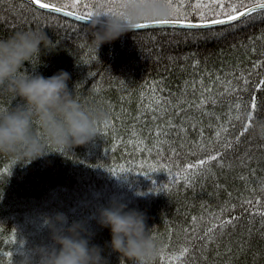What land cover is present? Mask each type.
I'll list each match as a JSON object with an SVG mask.
<instances>
[{
    "label": "trees",
    "instance_id": "1",
    "mask_svg": "<svg viewBox=\"0 0 264 264\" xmlns=\"http://www.w3.org/2000/svg\"><path fill=\"white\" fill-rule=\"evenodd\" d=\"M42 2L85 15L116 0ZM178 2L191 12L213 0H191V8L189 0ZM171 11L139 24L174 19ZM190 19L200 22L198 13ZM88 25L36 10L29 0H0V39L38 28L59 44L22 70L44 77L68 72L75 98L106 113L98 134L66 156L49 154L27 166L0 156V264H17L34 245L49 244L45 218L56 212L69 223L84 221L107 264H122L106 246L109 229L94 218L113 200L144 213L158 245L154 264H264V139L235 118L237 103L264 117V22L227 32L131 30L97 53ZM18 103L0 96V110Z\"/></svg>",
    "mask_w": 264,
    "mask_h": 264
},
{
    "label": "clouds",
    "instance_id": "2",
    "mask_svg": "<svg viewBox=\"0 0 264 264\" xmlns=\"http://www.w3.org/2000/svg\"><path fill=\"white\" fill-rule=\"evenodd\" d=\"M106 7L110 10H105ZM171 9L165 0H116L114 6L101 3L92 13L87 28L89 47L98 52L145 19L165 18ZM59 44L43 29L15 31L0 39V96L19 98L21 103L0 110V156L23 166L49 154L66 156L76 146L87 144L98 134L106 113L79 102L68 88L70 75L60 70L50 77L29 75L22 68L33 58L55 52ZM242 121L257 139H264V117L243 111ZM111 239L106 246L120 257L122 264H154L158 245L146 230L143 212L119 201L100 207L94 216ZM49 244H37L31 255L17 264H107L101 246L91 244L92 233L84 221L68 222L56 212L45 218Z\"/></svg>",
    "mask_w": 264,
    "mask_h": 264
},
{
    "label": "snow or ice",
    "instance_id": "3",
    "mask_svg": "<svg viewBox=\"0 0 264 264\" xmlns=\"http://www.w3.org/2000/svg\"><path fill=\"white\" fill-rule=\"evenodd\" d=\"M79 0H77V3ZM168 7L172 10L171 15H173L174 19H164V20H155L151 24L141 23L137 24L136 28H149L155 26H173L178 29L183 30H208L213 32L216 26H224L222 31L227 32L230 30H234L240 26H250L254 22H264V0H213V2L208 5L196 4L193 11L189 12L184 5L180 4L178 0H165ZM77 3H73L71 5L72 8L77 7ZM31 4L35 6L36 10H45L47 13H57L63 17H73L74 20L78 21H87L92 18V13H87L85 15H77L73 11H65V6H61L57 3H44L42 0H31ZM251 4L249 7L248 5ZM175 5V6H174ZM188 8L192 7L191 0H189ZM243 9V11H241ZM199 15V23H193L190 17L197 14ZM44 14V13H41ZM224 17V18H220ZM189 35H193L192 32L188 33ZM220 33H214V37L218 38ZM196 39H204L202 35H196ZM248 83V81H245ZM259 87L264 89V80L259 82ZM244 89H241L243 91ZM242 99V98H241ZM237 114L236 119H239L241 113L247 108V104H236ZM260 107L257 101H253L252 109L257 110ZM229 123H231L229 121ZM234 127V125H233ZM227 127L224 128L226 132ZM220 133H217V137L219 138ZM227 147L231 148L232 145L229 143ZM217 155L210 156L207 160H200L198 166H204L210 161L218 160ZM193 167H197V165H189V169ZM155 191H164V188L155 189ZM264 215V213H261ZM227 223H231V221H227ZM223 224L221 225V227ZM212 229H209L211 232Z\"/></svg>",
    "mask_w": 264,
    "mask_h": 264
},
{
    "label": "water",
    "instance_id": "4",
    "mask_svg": "<svg viewBox=\"0 0 264 264\" xmlns=\"http://www.w3.org/2000/svg\"><path fill=\"white\" fill-rule=\"evenodd\" d=\"M29 1H31V0H29ZM45 11V10H44ZM55 14H57V13H55ZM60 15V14H59ZM69 19H73V17H68ZM74 20V19H73ZM76 21H78V20H76ZM78 22H82V23H85V24H89L90 23V20H87V21H78ZM148 24H151V23H148ZM155 27H157V26H155ZM155 27H149V28H155ZM149 28H141V29H149ZM141 29H134V30H141Z\"/></svg>",
    "mask_w": 264,
    "mask_h": 264
}]
</instances>
